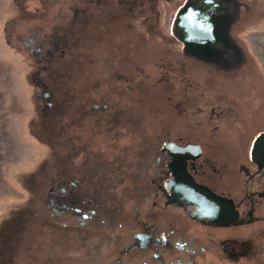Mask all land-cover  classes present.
<instances>
[{"label": "flooded vegetation", "instance_id": "af4514ba", "mask_svg": "<svg viewBox=\"0 0 264 264\" xmlns=\"http://www.w3.org/2000/svg\"><path fill=\"white\" fill-rule=\"evenodd\" d=\"M184 1L80 0L73 8L66 31L85 26L96 44L119 26L139 58L154 59L170 48L158 81L168 103L177 93L183 99L173 105L178 116L162 120L168 127L144 138H126L109 120L107 138L61 139L41 171L39 210L27 211L26 223L3 233L4 264H14L21 235L29 238L34 228L44 238L55 235L61 251L74 257L70 264H205L252 252L261 230L254 225L264 221V0H234L228 34L244 58L226 69L182 52L171 27ZM163 5L173 10L168 35L159 28ZM156 35L161 45L154 43ZM25 46L40 53L41 43L31 35ZM151 95L147 106L158 117L164 106ZM89 99L91 112L111 108ZM45 240L29 249L26 264L62 259ZM73 240L82 241L81 255L73 253ZM241 242V253L228 250Z\"/></svg>", "mask_w": 264, "mask_h": 264}, {"label": "rangeland", "instance_id": "374dc122", "mask_svg": "<svg viewBox=\"0 0 264 264\" xmlns=\"http://www.w3.org/2000/svg\"><path fill=\"white\" fill-rule=\"evenodd\" d=\"M77 3L82 4L80 0H0V252L5 249L2 243L7 226L16 229L15 223L27 222V211L39 210L45 190L41 171L57 153L61 139L78 143L83 138H107L104 123L109 120L126 138H144L153 130L168 127V122L162 121L167 114L178 116L173 105L183 98L177 93L175 101L168 103L158 81L166 73L161 65L167 62L170 48L160 49L154 59L140 54V60L122 26L105 32L98 44L84 31L85 26L70 33L66 30ZM172 12V8L161 6L159 28L164 35H168ZM30 35L41 43L40 53L32 54L25 46ZM159 37L153 40L161 45ZM152 93L159 97V106H164L165 112L162 109L158 117L152 116L147 106ZM141 94L143 98H138ZM89 98L106 102L113 109L91 112ZM255 224L261 230L255 232L251 253L212 257L205 264H264V221ZM21 238V248L12 253L14 264H26V254L40 239H46L47 245L51 242L52 250L62 257L51 258L47 264L75 260L61 251L55 235L44 238L34 228L29 238L26 233ZM70 243L74 254L83 253L82 241ZM244 244H233L228 250L234 255L241 253Z\"/></svg>", "mask_w": 264, "mask_h": 264}, {"label": "water", "instance_id": "95a60500", "mask_svg": "<svg viewBox=\"0 0 264 264\" xmlns=\"http://www.w3.org/2000/svg\"><path fill=\"white\" fill-rule=\"evenodd\" d=\"M234 0H185L173 18L171 32L182 52L218 68L238 67L243 52L228 34L236 16Z\"/></svg>", "mask_w": 264, "mask_h": 264}]
</instances>
